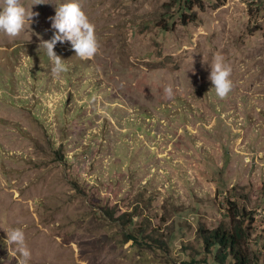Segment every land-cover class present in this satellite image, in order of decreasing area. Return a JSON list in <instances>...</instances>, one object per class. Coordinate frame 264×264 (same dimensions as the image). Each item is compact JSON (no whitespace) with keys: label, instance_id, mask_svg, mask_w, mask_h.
<instances>
[{"label":"rangeland","instance_id":"obj_1","mask_svg":"<svg viewBox=\"0 0 264 264\" xmlns=\"http://www.w3.org/2000/svg\"><path fill=\"white\" fill-rule=\"evenodd\" d=\"M202 1L185 25L177 0H79L101 52L58 44L57 77L39 44L69 0L33 5L18 39L0 32V264H19L16 227L29 264H216L199 232L228 227L233 206L264 264V0Z\"/></svg>","mask_w":264,"mask_h":264},{"label":"clouds","instance_id":"obj_2","mask_svg":"<svg viewBox=\"0 0 264 264\" xmlns=\"http://www.w3.org/2000/svg\"><path fill=\"white\" fill-rule=\"evenodd\" d=\"M45 4L44 0H34L31 6L25 5L22 0H0V32L10 39L20 38L34 18L39 16L33 12V5ZM54 34L49 40H41L39 49H44L52 62L51 73L53 77L60 76L68 71L66 60L57 54L55 48L58 44L70 43L75 56L84 61L94 60L101 52V44L96 33L95 25L90 21L83 10L79 0L56 5L54 17L49 18ZM209 81L213 85L217 97L226 99L234 88L232 68L222 54H216L210 64ZM168 98L174 96L171 85L164 89ZM10 255L17 257L19 264H29L32 251L27 243L26 233L21 227L6 231ZM14 246V250L12 248Z\"/></svg>","mask_w":264,"mask_h":264},{"label":"trees","instance_id":"obj_3","mask_svg":"<svg viewBox=\"0 0 264 264\" xmlns=\"http://www.w3.org/2000/svg\"><path fill=\"white\" fill-rule=\"evenodd\" d=\"M183 3L187 13H182L180 18L183 24L193 21L191 12L194 7L203 10L205 5L202 0H177ZM189 13V14H188ZM195 17V16H194ZM230 206H233L230 203ZM231 223L228 227L220 225L212 230H201L199 235L204 242L207 254L216 264H252V258L246 247L247 231L249 227H244L240 218L246 217L245 212H240L233 206L229 208ZM250 221H254L250 218Z\"/></svg>","mask_w":264,"mask_h":264}]
</instances>
